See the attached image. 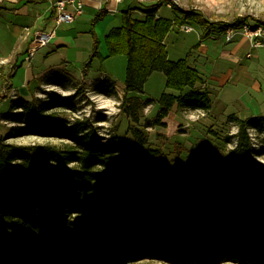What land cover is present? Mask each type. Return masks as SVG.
<instances>
[{
	"label": "trees",
	"instance_id": "obj_1",
	"mask_svg": "<svg viewBox=\"0 0 264 264\" xmlns=\"http://www.w3.org/2000/svg\"><path fill=\"white\" fill-rule=\"evenodd\" d=\"M167 4L180 16L157 17L163 4L142 10L143 19L132 16L138 8L122 11L121 24L104 36L106 56L98 53L95 39L89 57V62L125 57V94L142 93L151 73L164 74L165 88L178 94L161 93L153 119L157 126L173 104L183 110L210 109L206 93L193 89L197 73L187 58L170 60L163 43L174 23L192 20L194 14ZM209 34L205 28L200 40ZM108 82L105 88L112 89L114 83ZM126 101L135 107L149 102ZM10 108L29 112L30 125L11 129L9 137L42 134L68 142L17 146L0 138V264H71V257L81 253L83 264H133L146 258L173 264H264V173L252 172L251 183L237 188L228 168L218 165L215 181L181 174L176 188L159 167L145 162L158 152L143 151L148 141L138 126L129 127L131 137L103 138L84 120L53 121L47 103L20 99ZM127 113L137 125L138 114ZM262 118L228 120L241 126L231 157L246 158V170L256 164L248 157L243 129Z\"/></svg>",
	"mask_w": 264,
	"mask_h": 264
},
{
	"label": "rangeland",
	"instance_id": "obj_2",
	"mask_svg": "<svg viewBox=\"0 0 264 264\" xmlns=\"http://www.w3.org/2000/svg\"><path fill=\"white\" fill-rule=\"evenodd\" d=\"M19 1H22L23 5L29 6L25 12V16L31 17L37 15L32 8L35 2L41 0ZM54 1L49 0L48 4L50 3L53 6ZM111 1L116 2V0ZM167 2L175 4L177 9L187 10L194 14L192 25H194L196 30L192 32V36L202 28H209L216 36H224L226 30L231 25L238 27L241 24V26L235 28L236 33L239 32L242 34L250 43L251 40L245 36L244 26L251 32L257 28H261V38H264V26L256 23L258 20L264 22V0H121L116 3H119V8H124V10L130 7L144 9V7H149L153 4H163L159 11L162 17L172 19L175 13L180 16L178 11L175 12L172 8L166 7L165 4ZM83 11L85 12L84 16L90 13L87 8H83ZM116 11H111L112 14H104L102 18H96L93 15L91 20L88 19V22L82 21L84 18H76L72 23H63L62 29L80 28L81 33L79 34V41L76 48H68L63 52L52 55L47 53V49H44L36 55L31 63L22 60V58L17 62H5L0 57V138L4 139V143L17 146H61L63 143L68 142L64 139L44 136L42 134H26L9 137L11 129L18 127L27 128L30 125L29 112L22 108L13 110L10 108V103L23 99L21 97L34 100L36 104L47 103L50 105L51 108L47 113H54L52 119L55 122L63 120L72 122L78 118L86 121L87 125L98 135L113 134L131 137L129 132V127L131 126H138L146 136L148 133H151V129L154 128V118L151 113L154 106L151 103H144L142 107L129 106V102L126 101L128 96L122 87L126 67V59L124 56L113 57L107 60H95L90 67L89 75L84 68L80 72L78 71L79 66H82L83 62L88 60V56L85 55V47L92 41L89 30L92 29L96 32V25L98 29V33H95L98 40V51L102 50L103 53L107 52L103 32L108 28L121 24L122 11ZM135 18L141 19V13H135ZM243 23L245 24L242 25ZM182 25L184 24L172 27L166 39V44L170 49L172 45L184 37L177 31V27L179 31H183L180 29ZM2 28H4V22H0V29ZM27 58L31 60V57ZM69 60L71 61L69 64L70 67L67 66L69 72H63L58 75L47 74V76L43 74L47 69H49V72H52L55 68H62V62H68ZM29 69L34 74H40L41 76L28 82L27 78L30 75V72L28 73ZM157 74L163 75L161 73ZM100 77L104 79V87H102L103 84ZM108 81L114 83L112 89H109L108 86L105 88L109 83ZM127 111L132 112V114H138L139 123L137 125L133 122L132 117L128 115ZM37 121H35L36 126H38ZM228 130L229 122L227 126L217 129L216 132L207 133L198 131L191 133L190 138L180 136L177 141L189 140L192 146L187 147L193 149L190 154L195 156H200L203 150L208 151L211 149V154L207 158L216 160L215 158L218 157L220 160L218 165L228 168L233 162L231 157L232 151L228 147ZM147 148L157 149L160 152V157L148 156L145 162L159 167L161 173L177 188L180 181V173L167 157L171 153L170 151L176 148L162 141L147 142L143 146V151L145 152ZM190 154L188 156H191ZM183 155L187 154L184 153ZM208 163L212 165V168L210 166L204 168V173L198 176L199 180H202L201 182H213L217 179V166L215 167L211 161ZM251 171L254 173H264V164L252 166ZM83 256L84 254L82 253L78 256L73 255L71 257V264H83ZM131 263L173 264L152 258L139 259L131 261ZM121 264H128V262ZM216 264L241 263L235 261L228 263L225 260L219 261Z\"/></svg>",
	"mask_w": 264,
	"mask_h": 264
},
{
	"label": "crops",
	"instance_id": "obj_3",
	"mask_svg": "<svg viewBox=\"0 0 264 264\" xmlns=\"http://www.w3.org/2000/svg\"><path fill=\"white\" fill-rule=\"evenodd\" d=\"M48 1L41 0L35 2L32 10L37 15L27 17L25 16V12L29 6L23 5L22 1L0 0V22H4V28L0 29V57L5 62H17L22 58V60L31 63L36 55L44 49H47V53L52 55L63 52L68 48H76L79 41V34L81 33L80 28L62 29L63 23L57 25L54 15L51 16V11H55L54 7L50 3L48 4ZM165 5L171 9L169 4ZM160 7L155 13L157 17L161 16L159 13ZM84 8L88 9L90 12L89 15L84 16L85 12L83 11L77 18H84L82 21L85 22L91 20L93 15L96 18H102L104 14H112L111 11L124 10V8H119V3L111 0L86 1ZM138 9L132 11V16L135 17V13L140 12L141 19H143L144 14L141 11L148 9V7ZM105 10L106 12H104ZM175 15L177 14L175 13ZM175 15L172 17V20ZM192 23V20H186L183 23L184 25L191 26V31H179L177 27L178 33L184 37L172 45L170 49L166 44V39L172 27L179 25L174 23L163 43L165 44L170 60H178L186 57L189 66L196 71L197 82L193 89L206 93L207 98L210 100L208 115L197 122H191L187 118L184 110L180 109L177 104H173L168 110L167 116L161 120L163 124L160 126L154 125L151 133H148L146 137H148L147 141L150 143L162 141L173 145L176 149L169 150L171 153L167 157L178 169L180 175L189 174L198 181H202L199 180L198 176L204 173L206 166H212L209 165V161L215 167L218 166L216 160L207 158L211 154V149L208 151L203 150L200 156L191 155L190 153L193 149L187 147L192 146L191 142L187 139L185 141H177V139L180 136L190 138L191 133L198 131L207 133L216 132L217 129L227 126L230 116H234L240 120H246L251 117L264 115V46L253 48L250 41L239 32L235 33L230 41H226L223 35L216 36L211 31L207 38L200 40V35L205 28L195 32L192 36V32L196 30ZM111 28L103 32L104 36ZM95 29L98 33L97 25ZM51 30H54V34L50 42L36 51L31 57V60H28V50L34 44L36 33L38 31ZM91 31L93 30H89L92 41L85 47V55L88 56V60L83 62L82 66L78 68L79 72L84 68L88 75L92 63L95 60H99L95 57L89 62L94 40L97 39L96 32L93 31L92 34ZM262 39L264 40V38ZM197 43L199 45L195 47ZM98 53L102 57H105V54H107V52L103 53L102 50H99ZM113 57H108L104 60ZM70 62V60L68 62L64 61L62 62V68H55L52 72H49V69H47L43 74L47 76V74L58 75L63 72L67 73L69 72L67 66H69ZM29 72L28 82L41 76L40 74H34L30 69ZM157 73L161 72H153L150 74L144 84L142 93H127L128 97H137L142 102L149 101L148 103L154 106L151 111L153 118L156 117L160 109L158 99L163 91L175 95L178 94L174 90L166 89V78L164 74L161 73L163 75H158ZM122 87L124 88V82H122ZM189 90L186 89L185 92ZM21 98L24 99V97ZM25 100L31 99L25 98ZM210 137L213 138L211 135ZM213 140L215 139L213 138ZM157 152L158 155L155 158L160 157V152L158 150ZM184 153L187 155H183ZM188 154L191 156H188Z\"/></svg>",
	"mask_w": 264,
	"mask_h": 264
},
{
	"label": "built area",
	"instance_id": "obj_4",
	"mask_svg": "<svg viewBox=\"0 0 264 264\" xmlns=\"http://www.w3.org/2000/svg\"><path fill=\"white\" fill-rule=\"evenodd\" d=\"M86 1L90 0H55L53 2L54 18L57 25L61 23H72L77 17H79L84 8ZM121 0H116L120 2ZM245 28V36L251 40L253 47L264 46V40L261 38V28H257L251 32ZM180 29L183 31H191L192 27L189 25H182ZM236 30L234 27H229L225 34V40L230 41L234 37ZM54 30L51 31H38L35 36L33 46L28 50V57H32L36 51L46 46L52 36ZM28 59V58H27ZM103 81L104 79L100 77ZM183 110V109H182ZM187 118L192 121H199L200 119L208 115V111L204 109L184 110ZM262 122V124H260ZM244 133L248 142V157L250 161L256 165L264 164V115L261 121H257L256 125H245ZM241 126L236 122H229L228 130V147L231 151L237 148L240 140ZM103 138L108 135H100ZM249 166V162L244 157H237L233 160L232 164L228 167L227 174L230 179L234 180V184L237 188L245 187L251 183V172L246 170L245 167Z\"/></svg>",
	"mask_w": 264,
	"mask_h": 264
},
{
	"label": "water",
	"instance_id": "obj_5",
	"mask_svg": "<svg viewBox=\"0 0 264 264\" xmlns=\"http://www.w3.org/2000/svg\"><path fill=\"white\" fill-rule=\"evenodd\" d=\"M248 171H250V172L252 173L251 169H250V170H248ZM217 177H218V176H217Z\"/></svg>",
	"mask_w": 264,
	"mask_h": 264
}]
</instances>
